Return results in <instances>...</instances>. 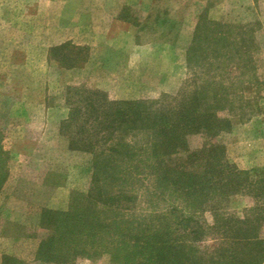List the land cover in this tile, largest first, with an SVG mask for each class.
Segmentation results:
<instances>
[{"label":"trees","instance_id":"trees-1","mask_svg":"<svg viewBox=\"0 0 264 264\" xmlns=\"http://www.w3.org/2000/svg\"><path fill=\"white\" fill-rule=\"evenodd\" d=\"M245 28L202 19L186 52L187 66L209 42L217 47L213 54L226 59L237 55L244 64L241 52L232 51L229 43L231 32L240 30L243 36ZM241 42L244 49H253V37L249 44L243 37ZM225 90L204 80L171 103H163L168 96L106 101L110 107L101 115L99 137L115 130L119 136L91 150L89 191L72 194L65 211L39 212V226L47 233L35 258L44 263L106 258L109 264H264V177L253 178L229 164L224 146L214 142L231 129L229 119L218 116L232 111ZM131 132L140 141L125 140L123 133ZM191 136L201 138L199 148L189 149ZM1 139L0 133V188L8 159ZM237 194L255 201L242 218L223 211ZM204 212L211 214V224L200 221ZM14 262L2 258V264Z\"/></svg>","mask_w":264,"mask_h":264},{"label":"rangeland","instance_id":"rangeland-1","mask_svg":"<svg viewBox=\"0 0 264 264\" xmlns=\"http://www.w3.org/2000/svg\"><path fill=\"white\" fill-rule=\"evenodd\" d=\"M18 1L8 0V9L19 16L29 14L31 7L16 6ZM91 2L88 7L90 22L87 25L90 49L78 44L81 19L77 18L73 27V34L77 39L74 40L72 48L70 45L66 46V60L64 49L57 55L59 65L54 60L49 62L44 54L33 53L34 48L30 46L23 47L17 54L19 56L16 62L22 60L23 63L18 65H26L25 69L0 72V79H8V85L0 84V133L1 129L3 132L1 146L8 157L7 177L0 188V254L16 260L15 264H109L106 258L79 260L74 263H44L35 258L38 243L47 233L39 226V212L42 209L65 211L72 194H84L89 191L93 160L91 150L107 146L119 136V131L115 130L112 136H105L107 141L103 139L102 134L99 137V129L103 124L100 123L103 120L101 115L110 107L105 102H114L115 96L118 97L128 87H121L120 76L124 73L97 71V8L95 0ZM78 9L80 11V8ZM213 19L227 21L233 28L240 25L237 22L250 21L245 26L243 36L240 35V30L230 33L231 49L241 52L244 64L238 61L240 57L237 58V55L226 59L213 54L212 49L217 47H214V42H209L210 45L200 48L198 60L193 62L192 66L188 67L185 62L177 89L170 93L160 92L153 98L134 101H156L162 96H168L170 98L163 100V103H171V98L181 92L187 93L194 84H200L204 80L220 83L226 87L232 111H221L218 116L229 119L231 129L221 133L214 142L224 146L225 158L229 164L248 171L253 178L264 177V24L258 23L260 18ZM156 35L159 36L160 33L157 32ZM242 37L245 38L244 44H249L250 38L253 37V49H244L241 45ZM48 42L47 40V44ZM46 46L48 45L45 43L42 50H45ZM23 51L27 54H23ZM245 51L248 53H244ZM249 59L250 63L247 62ZM65 67L67 70H63ZM104 73L105 79L102 77ZM116 75L117 78L114 77ZM102 84L108 86L105 85L102 90ZM215 89L226 95V92H222L217 86ZM135 90L139 92L137 87ZM16 94H22L27 99L45 98L48 102L45 105H49L50 112L56 115L57 120L60 116H65L58 122L57 133L51 140L47 139L45 143L41 141L38 145L35 130L30 128L22 133L19 127H24L28 121L21 117V112L36 110L37 106L31 102L20 105L12 101L13 95ZM6 97L9 101H2V98ZM40 109L42 110V107ZM73 111L75 115L70 122L68 117ZM110 128L113 130V127ZM123 135L124 139L130 142L140 141L139 136H132V132ZM202 142L199 136H191L188 138V147L194 150L199 148ZM70 144L78 150L70 149ZM32 161L40 162L38 164L41 165L33 167L30 165L34 164ZM48 164L50 167H44ZM141 193L145 194L144 188ZM254 204L255 201L250 196L237 194L231 196L223 205V211L230 216L242 218ZM199 218L206 224L212 223L209 212H204Z\"/></svg>","mask_w":264,"mask_h":264},{"label":"crops","instance_id":"crops-1","mask_svg":"<svg viewBox=\"0 0 264 264\" xmlns=\"http://www.w3.org/2000/svg\"><path fill=\"white\" fill-rule=\"evenodd\" d=\"M91 1L19 0L16 6L31 7L29 14L19 16L8 9V0H0V72L25 69L26 65H18L23 63L22 60L16 62L17 54L23 47L30 46L34 48L33 53L44 54L49 62L54 60L59 65L57 55L64 49L66 60V46L72 48L77 39L73 34L77 18L81 19L78 44L89 48L87 25L90 22L88 7ZM95 3L97 71L124 73L120 76L121 87H128L118 97L115 96L114 101L153 98L160 92L170 93L177 89L187 49L202 19L231 24L213 18H260L258 23L264 24V0H95ZM237 23L247 26L250 21ZM45 43L48 46L42 50ZM22 53L27 54L25 51ZM102 77L105 79V73ZM7 83L8 79H0L3 86ZM105 85L108 86L102 84L100 88L104 90ZM2 99L9 101L8 97ZM12 101L20 105L36 104V110L21 112V117L28 123L19 129L22 133L30 128L35 130L38 145L41 141L51 140L57 133L58 122L65 118L60 116L57 120L49 105H45L48 104L45 98L27 99L22 94H16ZM32 163L33 167L41 165L38 164L40 162ZM3 255L0 254V262Z\"/></svg>","mask_w":264,"mask_h":264}]
</instances>
